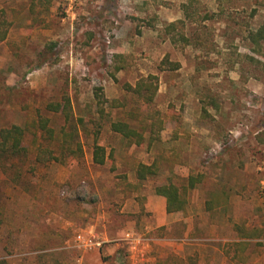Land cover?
Returning <instances> with one entry per match:
<instances>
[{"label":"rangeland","instance_id":"374dc122","mask_svg":"<svg viewBox=\"0 0 264 264\" xmlns=\"http://www.w3.org/2000/svg\"><path fill=\"white\" fill-rule=\"evenodd\" d=\"M0 17L9 23L0 129L23 128L27 151L0 157V264H264V56L248 40L264 21V0H0ZM179 20L185 29L165 34ZM166 56L181 68L160 70ZM150 74L159 80L162 141L149 146L146 133L142 146H128L111 124L138 125L135 109L145 106L123 86ZM64 133L83 155L62 147ZM95 144L105 165L93 161ZM40 148L65 163L37 164ZM140 164H155L156 174L140 182ZM190 175L203 180L176 233L141 227L152 213L136 212L137 195L185 187ZM253 229L260 237L250 240ZM81 232L103 246L78 248ZM128 232L144 257H132Z\"/></svg>","mask_w":264,"mask_h":264},{"label":"trees","instance_id":"16d2710c","mask_svg":"<svg viewBox=\"0 0 264 264\" xmlns=\"http://www.w3.org/2000/svg\"><path fill=\"white\" fill-rule=\"evenodd\" d=\"M255 2H258V0H255ZM209 18H211V16L206 17V19ZM185 27L186 25L184 20L168 23L165 25V34L171 35L177 30H184ZM8 32V21L0 17V42H4L7 40ZM179 38L184 42L185 45H189L191 42L183 32L180 33ZM248 40L252 44L251 51L253 53H256L257 55L264 56V21L258 29L253 30L249 33ZM172 41H174V39H172ZM159 68L162 71H176L181 68V65L180 63L171 61L169 56H166L161 61ZM158 81L159 80L157 76L150 74L148 76L141 77L134 86L129 83H126L123 86L124 90L133 96L137 104H139L140 106H145L144 110H142L141 107L135 109V111L138 110L139 112V118H137L138 125H134L130 122L121 120L113 122L111 124V130L114 133L121 135L123 139L128 142V146H142L145 140L146 133L149 134V146H151L153 143L162 141V132L165 130L166 121L161 111L155 107V99L159 91ZM67 104L69 105L70 103H66V105ZM116 104L117 101L112 102L113 106H115ZM66 105H64V112L68 108ZM52 109L57 111L59 110V107H53ZM66 115L68 116V113ZM47 125L48 121L44 120L41 122L40 126L43 131L50 132L52 134V130H49ZM24 135L25 131L20 126L14 125L10 128L0 129V157H3L7 161L25 157L27 151L23 147ZM63 136L64 139L62 142V147L66 149L67 152H70L73 155H83L81 143H77L74 140V136L72 134L64 133ZM74 144H76V150H72V146ZM64 159L55 156L53 151L51 150L40 148L35 162L41 165H45L50 161L65 163ZM93 161L95 164L101 166L105 165L106 163L104 148L99 144H95L94 146ZM4 166H6V164ZM155 172V164H140L137 171L138 180H145L149 175L156 174ZM202 180V175H190L185 187L181 188L173 183H169L162 186H157L155 188V192L158 196H162L165 198L168 213L171 214L185 212L189 204L187 197L199 184L202 183ZM217 201H219L218 194L214 196L213 201H210L206 204L207 209L211 210L214 207V204H219L217 203ZM259 233L260 230L258 231L257 229H253L250 230V234L245 237L253 240L260 237ZM236 245L247 246L246 243H236Z\"/></svg>","mask_w":264,"mask_h":264},{"label":"crops","instance_id":"0c3cea01","mask_svg":"<svg viewBox=\"0 0 264 264\" xmlns=\"http://www.w3.org/2000/svg\"><path fill=\"white\" fill-rule=\"evenodd\" d=\"M155 188L152 189V192H150V194L140 193L139 195H137L140 198L138 199L139 201H137L135 205V201L133 200L132 204H134L136 208V212L138 213H145L149 211L152 213V215L150 216V220H146L144 217L141 218L140 220L141 227L143 228L146 227L152 230L153 232H158V233L161 232L160 229H164L166 231L167 236L168 235L170 236L174 232L176 233V228H179L180 222L183 221L184 218H181L179 213L170 214L167 212L166 200L163 197H160L156 194ZM127 201L129 202V200ZM127 206H129V203L126 202L125 207L127 208ZM124 210H126L127 212L129 211L134 212L130 209H124ZM186 220H187L186 221L187 231L190 232L191 231L190 218ZM134 225H135L134 222L132 223L129 222L128 228L132 229ZM93 255L89 256V258L93 257Z\"/></svg>","mask_w":264,"mask_h":264},{"label":"built area","instance_id":"2783aa9c","mask_svg":"<svg viewBox=\"0 0 264 264\" xmlns=\"http://www.w3.org/2000/svg\"><path fill=\"white\" fill-rule=\"evenodd\" d=\"M125 240L129 244V250H130L132 257L135 258L136 254H138V256L144 257V254L140 253L139 249L137 248V245L140 243V241H136L134 234L132 232L126 233ZM75 242L78 248L85 250L87 252H92L96 249H99L104 244V241L101 240L100 237L94 234L93 232L78 233L76 235Z\"/></svg>","mask_w":264,"mask_h":264}]
</instances>
